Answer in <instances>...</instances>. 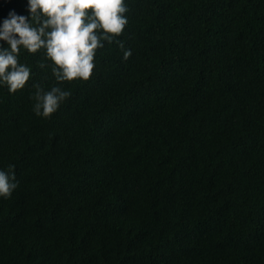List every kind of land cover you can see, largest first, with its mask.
Wrapping results in <instances>:
<instances>
[{
  "label": "trees",
  "instance_id": "obj_1",
  "mask_svg": "<svg viewBox=\"0 0 264 264\" xmlns=\"http://www.w3.org/2000/svg\"><path fill=\"white\" fill-rule=\"evenodd\" d=\"M125 4L88 81L21 47L30 80L0 82V170L18 182L0 264H264V0ZM28 8L0 0V25ZM36 85L71 96L38 117Z\"/></svg>",
  "mask_w": 264,
  "mask_h": 264
},
{
  "label": "clouds",
  "instance_id": "obj_2",
  "mask_svg": "<svg viewBox=\"0 0 264 264\" xmlns=\"http://www.w3.org/2000/svg\"><path fill=\"white\" fill-rule=\"evenodd\" d=\"M28 6L30 19L12 11L0 25V41L9 45H0V82L11 93L24 89L30 80V68L18 61L21 47L33 54L46 49L58 82L88 81L102 41L112 44L128 23L125 0H28ZM115 42L124 49L123 42ZM131 55L130 49L124 50L123 59ZM36 89L33 110L38 117L50 118L71 96L58 86L45 91L36 85ZM17 187L15 173L0 170V197L10 198Z\"/></svg>",
  "mask_w": 264,
  "mask_h": 264
}]
</instances>
